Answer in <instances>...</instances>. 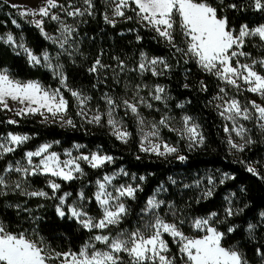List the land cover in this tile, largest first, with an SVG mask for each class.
Masks as SVG:
<instances>
[{
  "label": "snow or ice",
  "instance_id": "snow-or-ice-1",
  "mask_svg": "<svg viewBox=\"0 0 264 264\" xmlns=\"http://www.w3.org/2000/svg\"><path fill=\"white\" fill-rule=\"evenodd\" d=\"M103 3L105 23L115 26L117 18L126 21L135 18L141 27L154 33L153 40L169 50L176 65L181 61L184 64L193 62L201 72L216 79L217 91L208 103L226 121L223 131L229 150L243 152L255 143L251 135L252 128L243 122H251L254 128L264 134V54L256 57L245 50L248 44L253 43V38L259 41L253 46L264 49V24L256 27L241 24L233 28L231 23L234 13H243L249 9L264 13V0H103ZM10 7L18 6L12 4ZM96 7V0H42L35 8H25L18 12L20 17H33L28 22L57 48L55 55L47 49L39 55L35 54L23 42V37L17 41L12 33L0 36V42L11 46L14 51L19 49L16 54L22 52L32 67L40 66L50 71L59 86L51 88L38 81H17L6 71H0V110L14 112L15 116L21 118L39 115L41 123L51 119L62 127L76 128L68 115L69 100L64 95L68 92L78 108L76 115L87 123L97 126L106 123L110 134L127 144L132 133L127 130L124 117L131 116L140 137V152L162 158L174 156L180 162L186 161L187 156L179 154L177 146L166 142L161 131L167 129L176 133L180 140L187 141L189 149L201 147L205 137L194 118L183 115L179 121L180 126L176 127L173 123L175 117L169 116L167 112L162 113L159 120H148L141 111L146 108L160 112L161 109L156 108L153 102H161L167 108V101L171 97L166 86L149 85L143 80L133 85L125 80V93L130 91L131 96L117 98L110 92L102 93L100 100L104 102L103 111L99 105L94 110L90 109L88 106L92 97L70 86L60 58L66 56L75 63L73 57L82 55L77 40L78 24L86 22L80 18L94 17ZM128 12L134 15H128ZM68 18L76 23H68ZM49 22L56 25L54 33L45 30ZM12 23L20 27L15 19ZM136 39L140 41L142 37L138 35ZM102 55L103 52L97 55L87 69L88 73L96 77L104 76V80L99 83L106 82L105 73L108 71L112 73L113 81L120 84L129 73L141 78L146 74L161 77L170 74L173 68L167 57L149 56L143 51L140 52L136 66L132 68L118 56L112 57L115 65L105 64L101 60ZM189 72L190 69L186 70V79ZM92 87L97 88V84ZM183 87L190 88L191 85L185 83ZM197 88L201 92L209 90L203 80L198 82ZM145 90L147 96L142 95ZM249 93L258 99L247 98L246 94ZM9 100L16 102L19 107L10 106ZM177 107L183 108L184 105L179 104ZM118 109L123 110L124 117L117 118ZM89 112H92L91 116ZM6 123L14 125L18 121L8 119ZM31 139L28 134H0V199L10 194L25 197L22 204L9 203L4 206L16 209L17 216L21 212L27 213L36 225L30 231H10L0 221V264H250L238 244L225 246L227 237L241 227L232 218L242 215L247 204L243 208H236L231 198L225 197L227 206L222 215L212 211L206 216L192 217L185 210L190 205L179 208L175 203L158 198L161 192L167 191L161 183L140 207L135 222L130 227H124L132 214L131 203L137 202L138 194L144 191L145 176L137 177L121 167L98 174L94 182L81 183L75 193L65 191L63 185L83 182L87 176L84 165L92 170H103L114 164L116 158L104 153L101 146H97L94 151H82L87 146L75 143L71 149L59 153L52 149L60 141H52L39 145L35 150L24 151L19 160L6 159ZM238 162L245 163L243 160ZM246 171L253 176L260 175L251 164H246ZM39 177L44 178V186L35 188L33 178ZM124 177L129 179L119 182ZM234 179L235 176L223 173L219 184ZM168 180L176 184L171 176ZM201 184L202 181L197 180L194 185L185 184L184 188H200ZM89 185H92L91 192L85 191ZM207 185L209 187L203 188L197 203L201 199L213 197L217 186L215 178L207 177ZM32 198L55 200L57 217L74 222L77 231L87 234V239L78 250L70 248L57 251L50 247L38 230L37 222L41 218L25 206ZM93 204L95 214L89 207ZM37 207L42 208L44 204H38ZM259 216V222H247L244 231L249 241L254 243L257 264H264V236L257 240V229L264 230V211ZM222 226H226L223 231Z\"/></svg>",
  "mask_w": 264,
  "mask_h": 264
},
{
  "label": "trees",
  "instance_id": "trees-1",
  "mask_svg": "<svg viewBox=\"0 0 264 264\" xmlns=\"http://www.w3.org/2000/svg\"><path fill=\"white\" fill-rule=\"evenodd\" d=\"M96 5L95 16L80 18L86 22L78 24L79 36L77 40L82 55L77 54L73 57L75 63L66 56L60 58V62L64 65V71L69 78L70 86L91 96L92 100L89 102L91 106L97 107L99 105V108L103 109L104 102L100 100V96L104 92H110L117 98H129L131 96L130 91L127 94L125 93L123 86L125 80L130 81L133 85L141 82V80L149 85H164L171 97L167 101V108L161 102H153L156 108L161 109L160 112L146 108H142L141 111L147 117L155 120H159L164 112L175 118L182 115L193 117L196 123L200 125L205 137L204 145L189 149L186 143L180 140L176 134L163 131V135L179 148V154L187 156V160L180 162L174 156L162 158L142 153L139 151L136 129L129 117H124V121L128 131L132 133V137L127 144H124L111 135L103 126L83 125L80 116L76 115L78 109L74 99L71 98L70 93L65 92L64 95L69 100L68 115L73 119L76 128L62 127L54 121L41 123V119L36 116L26 118L11 116L8 111L0 110V134L6 135L8 132H13L28 134L32 137L22 149H18L16 153L10 154L6 159L19 160L22 158L24 151L34 150L39 145L52 141H60L58 145L55 144V150L59 151L72 146L74 143L86 145L85 149L87 150H96L97 146H101L104 153L116 158L115 163L106 166L103 170H92L84 165L87 176L83 182L77 181L71 185L65 184L63 190L75 193L80 188L81 183L94 182L98 174L111 172L121 167L137 177L145 176L144 191L138 194L137 202H130L132 214L124 227H130L135 222L140 207L161 183L164 184L167 191L161 192L158 198L175 203L179 208L190 205L185 210L192 217L206 216L212 211L222 215L224 207L227 206L225 197H230L233 207L236 208H243L247 204L248 207L244 208L242 215L232 218V221L241 225V227L227 237L225 246L238 244L249 258L250 264H257L258 258L254 256L253 251L254 243L249 241L244 229L249 221L258 223L260 220L259 213L264 211V179L261 178L264 177V134L251 125V135L255 143L248 146L243 152L229 150L222 120L215 107L208 103L217 91L216 79L201 72L193 62L184 64L181 61L179 65H176V61L171 58L169 50L163 44L153 40L154 33L141 27L135 18L130 21L117 18L115 26L105 23L103 19L105 10L103 0H96ZM127 14L134 15L131 12ZM13 19L20 25L19 28L13 25ZM28 21L25 17L18 15L17 8H12L8 3L0 1V36L12 33L17 41L23 37V42L35 54L39 55L44 49H47L54 56L57 48L46 41L39 30ZM67 22L70 24L76 23L72 18H68ZM231 23L233 28H238L241 24L256 27L264 24V13L255 12L251 9L243 13H234L231 16ZM55 27L56 25L51 22L45 25V29L51 33H54ZM138 35L142 37L140 41L136 39ZM255 43H259L258 38H253V43L248 44L245 50L259 57L264 54V49L254 47L253 44ZM16 51H19V49ZM16 51L11 46L0 42V71H6L14 79L35 80L52 88L59 86L58 81L53 78L50 71L40 66L32 67L25 55L22 52L17 55ZM141 51L149 56L167 57L169 63L173 65L170 74L161 77L146 74L141 78L134 73H129L122 78L120 84H116L110 71L105 73V76H107L105 83H99L100 80H104V76L96 77L87 71L96 56L101 52H103L101 56L103 63L115 65L116 62L112 57L118 56L125 61L129 68H132L139 61ZM188 69H190V72L186 79L185 73ZM200 80L208 85L209 90L207 92L198 90L197 84ZM185 83L190 84L191 87H183ZM93 84H97V88H93ZM142 95L147 96V90ZM246 95L247 98L258 99L250 93ZM179 104H183L184 107H177ZM8 119L17 120L18 124L9 125L6 123ZM137 156L140 157L139 160L136 159ZM240 160L245 161V163H239ZM246 164L255 167L260 175L253 176L247 172ZM223 173L235 176V179L219 184V179ZM170 176L176 181V184H172L168 180ZM209 176L214 177L216 180L217 186L214 195L207 200L201 199L197 203L196 200L201 195L203 188L209 187L207 185V177ZM33 179V187L44 186L43 177ZM128 179V177L123 178L124 181ZM197 180L202 181L200 188H184L185 184L194 185ZM241 188L244 189L243 192H241ZM92 190V185L85 189L87 192ZM233 193H235V196H232ZM25 199V197L14 194L0 199V221L10 231L21 229L30 231L32 227L36 226L29 219L27 213L21 212L17 216L16 209L4 206L9 203L22 204ZM56 203L55 200L45 201L32 198L28 200L25 206L31 208L34 215L41 218L37 222L38 230L50 247L55 248L57 251H67L70 248L73 251L78 250L80 245L87 239V234L77 231V225L74 222L59 219L55 212ZM38 204H44V207L38 208ZM89 207L95 214V205H89ZM224 227L226 226L221 227L222 231ZM185 231H188L187 226H185ZM262 236H264V230L257 229V240ZM173 251H175L174 246Z\"/></svg>",
  "mask_w": 264,
  "mask_h": 264
},
{
  "label": "rangeland",
  "instance_id": "rangeland-1",
  "mask_svg": "<svg viewBox=\"0 0 264 264\" xmlns=\"http://www.w3.org/2000/svg\"><path fill=\"white\" fill-rule=\"evenodd\" d=\"M0 1H3V2H6V3H8L9 5H12V4H15V5H17L18 7H17V11L19 12L20 10H23V9H25V8H35V7H37V6H39L41 3H42V0H0ZM111 13L109 12V15H110ZM26 19H28L29 21L30 20H32L33 19V17H25ZM36 19H39V17H35ZM46 30V29H45ZM47 31V30H46ZM48 32V31H47ZM49 33H51V32H49ZM12 78V77H11ZM12 79H14V78H12ZM14 80H17V81H22V82H26V81H35V80H25V81H23V80H18V79H14ZM42 84V83H41ZM42 85H44V84H42ZM45 87H49V86H46V85H44ZM52 88V87H51ZM9 104H10V106H12L13 108H17V107H19V105L16 103V102H13V101H10L9 100ZM90 109H95L96 107H93V106H91L90 104H89V106H88ZM78 109V108H77ZM100 110L101 111H103L104 110V108L103 109H101L100 108ZM7 111V110H6ZM9 112V111H8ZM9 114L11 115V116H14V112H9ZM91 114H92V112H89V116H91ZM144 115V114H143ZM116 116H117V118H119V117H124V112H123V110L122 109H118L117 110V113H116ZM148 120H153L152 118H149V117H147L146 115H144ZM183 116V115H182ZM182 116H180V117H177V118H175V121L173 122L174 124H175V126L176 127H179L180 126V124H179V121H180V119H181V117ZM36 117H38V118H40V119H42L39 115H36ZM129 118H130V120H131V122L133 123V126L135 127V129H136V132H137V126H136V123H135V121H134V119L131 117V116H128ZM221 118V117H220ZM80 119H81V122H82V124L83 125H89V126H97V125H94V124H89V123H87L85 120H83L81 117H80ZM222 120V119H221ZM49 121H52L51 119H49ZM196 122V121H195ZM102 123H104L103 121H102ZM126 123V122H125ZM222 123L224 124V123H226V121H223L222 120ZM243 123H245L246 124V126L247 127H249L250 128V126L251 125H253L251 122H243ZM103 127H105L106 128V130L110 133V129H109V127L106 125V123H104V126ZM128 130V129H127ZM163 131H168L167 129H162V131H161V135H162V137H163V139L166 141V142H168V143H170V144H173L172 142H170V140L166 137V136H164L163 135ZM172 133H174V132H172ZM174 134H176V133H174ZM138 135V134H137ZM225 138L227 139V137H226V134H225ZM138 141L140 142V137H139V135H138ZM185 143H186V145H187V141H185V140H183ZM139 142H138V144H139ZM173 145H175V144H173ZM73 146V145H72ZM72 146H70V147H68V148H65V149H71L72 148ZM176 146V145H175ZM55 147H56V145L54 144L53 145V151H57V152H59V153H63V151L65 150V149H63V150H61V151H59V150H55ZM35 150V149H34ZM233 150H235V149H233ZM82 151H88L87 149H82ZM94 151V150H93ZM63 158V157H62ZM119 182H125L124 180H123V178H121V180L119 181Z\"/></svg>",
  "mask_w": 264,
  "mask_h": 264
}]
</instances>
